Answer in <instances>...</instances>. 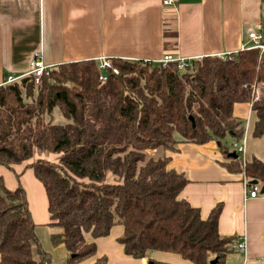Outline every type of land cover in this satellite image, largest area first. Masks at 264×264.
I'll use <instances>...</instances> for the list:
<instances>
[{
  "label": "trees",
  "instance_id": "1",
  "mask_svg": "<svg viewBox=\"0 0 264 264\" xmlns=\"http://www.w3.org/2000/svg\"><path fill=\"white\" fill-rule=\"evenodd\" d=\"M110 59L105 81L95 59H79L51 65L38 82L28 73L0 84V165L14 173L13 165L32 168L47 198L49 241L64 246L69 264L92 257L95 239L114 223L123 225L117 240L125 255L162 250L194 264H224L239 236L219 233L222 203L202 218L180 196L185 174L168 168L169 157L145 158L144 150L216 139L229 172L264 185V161L253 155L243 166L224 143L245 133L235 103L251 104L252 135H264V52L202 56L182 70L177 62ZM53 107L64 122L45 119ZM35 149L59 154L58 161H30ZM108 173L118 180L107 181ZM15 177L8 189L0 175V264H49ZM89 264H108L107 256Z\"/></svg>",
  "mask_w": 264,
  "mask_h": 264
},
{
  "label": "crops",
  "instance_id": "2",
  "mask_svg": "<svg viewBox=\"0 0 264 264\" xmlns=\"http://www.w3.org/2000/svg\"><path fill=\"white\" fill-rule=\"evenodd\" d=\"M170 1L0 0V84L7 77L17 80L28 74L35 54L49 67L100 56L153 61L171 54L192 61L242 49L249 44L250 31H258L264 41V0ZM233 115L245 121V133L238 142L245 148L246 159L254 155L264 161V135L255 138L251 132L255 120L251 104L235 103ZM144 153L146 158L169 157L168 168L185 174L188 182L180 196L199 208L202 218L217 202L222 203L219 233L243 237L246 251L244 255L233 250L224 264H264V194L244 199L245 178L227 170L218 140L180 142L171 151L156 147ZM22 167L13 165L15 173ZM15 173L0 165L4 183L7 177L12 183ZM32 183L43 191L42 197L37 194L38 209L33 210L36 236L51 254L49 264H69L64 246L53 247L49 241L44 187ZM122 232L123 225L114 223L106 235L95 239L92 257L70 264H89L101 255L107 256L108 264H149L150 260L194 264L162 250L143 258L125 255L117 240Z\"/></svg>",
  "mask_w": 264,
  "mask_h": 264
},
{
  "label": "built area",
  "instance_id": "3",
  "mask_svg": "<svg viewBox=\"0 0 264 264\" xmlns=\"http://www.w3.org/2000/svg\"><path fill=\"white\" fill-rule=\"evenodd\" d=\"M163 2L169 3L171 2L170 0H163ZM248 43L245 46H242V48H255V49H259L260 52H264V41L261 40V34L258 31H250L248 33ZM230 53V52H229ZM227 53V54H229ZM227 54H222L221 56L223 58L227 57ZM95 60L98 62V67L100 69V73L98 75L99 79L101 81H105L107 80V74H106V70L109 69L111 67V59L110 57H106V56H100L95 58ZM157 62H161L162 64L166 65L169 62H177V67L179 70H182L183 68L187 67L189 65V63L191 62V58H180V57H175L172 56L171 54L168 55H164L162 58L158 59V60H154ZM32 64V68L29 71V74L33 75L34 79L36 80V82H38V77L44 72L46 71L48 68H50L49 66L45 65L42 63L41 58H40V54H35L33 61L31 62ZM113 72H117L116 68H113ZM15 78L13 77H7L5 79V83L6 82H11L14 81ZM236 145V144H235ZM237 149L235 150L237 156L239 155V160L241 162V165H245L246 164V156H245V148L242 145L237 144L236 145ZM245 178V177H244ZM261 188L260 184H252L250 182V185L247 184V180H244V199H247V197H255L258 196L259 194H261V192L259 191ZM264 194V192H263ZM235 251H238L240 253H244V255L246 254L245 251V240L243 237H238V240L235 244L234 247Z\"/></svg>",
  "mask_w": 264,
  "mask_h": 264
},
{
  "label": "rangeland",
  "instance_id": "4",
  "mask_svg": "<svg viewBox=\"0 0 264 264\" xmlns=\"http://www.w3.org/2000/svg\"><path fill=\"white\" fill-rule=\"evenodd\" d=\"M49 118L52 119L53 122H59V123L64 122V119L62 118L59 109L56 108V107H53L50 116L48 114H45V119L47 120ZM224 143L229 148V150H236L237 149L236 145L239 144V142H237L231 135L230 136H226L224 138ZM32 154L33 155L30 158V161H35L38 158H47L51 162L52 161H56L57 162L58 161V157H59V154L43 152V151H40L39 149H37V150L35 149ZM17 173L19 174V180H20L19 183L23 186V188H25L26 198H28V208H29V211H30L31 215L33 216L32 219H33V222H34L35 220H34L33 210L38 209L37 203H39V198H37V194L39 193V197L43 196L42 188H41V191H40V189L38 190L36 188V186L33 187V183L32 182L35 181L36 183H38L39 181H37L35 179V177L33 176L32 168H29V167H27V168L22 167V169L18 168ZM240 173L243 176V173L242 172H240ZM118 178L119 177L114 175L113 173L112 174L108 173L107 177H106V180L107 181H112L114 179L118 180ZM5 180H6V182L4 184H6V187L8 189L9 188L13 189L15 186H17V180L15 179L14 176H13V182L12 183H9V177H7ZM39 186H41V183H39Z\"/></svg>",
  "mask_w": 264,
  "mask_h": 264
},
{
  "label": "water",
  "instance_id": "5",
  "mask_svg": "<svg viewBox=\"0 0 264 264\" xmlns=\"http://www.w3.org/2000/svg\"><path fill=\"white\" fill-rule=\"evenodd\" d=\"M190 118H191V117H190ZM230 155H231V156H234V157L237 156V154H236L235 151H231L230 154H229V156H230ZM251 183H252V184H257V181H256V180H253V181H251ZM259 191L262 192V193L264 192V185H261V188H260ZM215 262H216V258H213V259L210 260V263H211V264H215Z\"/></svg>",
  "mask_w": 264,
  "mask_h": 264
}]
</instances>
